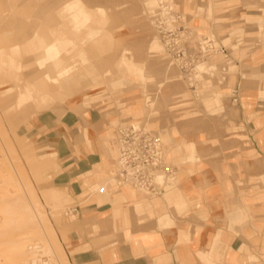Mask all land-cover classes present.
I'll return each instance as SVG.
<instances>
[{"label":"rangeland","instance_id":"1","mask_svg":"<svg viewBox=\"0 0 264 264\" xmlns=\"http://www.w3.org/2000/svg\"><path fill=\"white\" fill-rule=\"evenodd\" d=\"M252 90L264 0H0V264H108L133 210L177 206L184 169L228 153L218 127ZM132 125L172 169H153L158 194L123 178ZM255 215L234 264H264Z\"/></svg>","mask_w":264,"mask_h":264},{"label":"crops","instance_id":"2","mask_svg":"<svg viewBox=\"0 0 264 264\" xmlns=\"http://www.w3.org/2000/svg\"><path fill=\"white\" fill-rule=\"evenodd\" d=\"M53 44L52 48L57 49L61 43ZM68 72L67 69L61 74ZM262 94L252 90L239 96L237 106L218 127L224 137L212 135L228 153L210 155L206 149L201 170L192 174L190 168L184 169V185L174 197L177 206L159 200L150 203L142 215L133 210L130 225L123 221L116 247L106 257L108 264H231V260L242 258L239 252L245 243L239 239L238 231L249 228L243 225L246 217L256 213L264 229ZM243 98H255L254 106L244 107ZM198 126L194 129L199 130ZM226 128L232 132H225ZM238 179H243L244 184L238 185ZM261 240L263 253L264 235Z\"/></svg>","mask_w":264,"mask_h":264},{"label":"built area","instance_id":"3","mask_svg":"<svg viewBox=\"0 0 264 264\" xmlns=\"http://www.w3.org/2000/svg\"><path fill=\"white\" fill-rule=\"evenodd\" d=\"M121 143L122 152L120 160L125 168L123 171L125 177L123 176V178L132 180L136 185L146 187L157 193L158 191L154 182L156 174L155 170L152 172L153 169L161 164L166 172H172L171 167L163 163L159 149V139L141 129V127L132 125L131 127H124L121 130ZM140 143L147 145L148 149L143 151L139 149Z\"/></svg>","mask_w":264,"mask_h":264},{"label":"bare ground","instance_id":"4","mask_svg":"<svg viewBox=\"0 0 264 264\" xmlns=\"http://www.w3.org/2000/svg\"><path fill=\"white\" fill-rule=\"evenodd\" d=\"M134 126H136V125H134ZM136 127H141V126H136ZM141 128H144V127H141ZM173 173V172H172ZM171 175V174H170ZM158 176H159V174L158 175H155V178H154V180H157L158 179ZM166 177H167V175H166ZM140 186V185H139ZM142 187V186H141ZM143 188V187H142ZM159 190V189H158ZM158 193H159V191H158ZM158 193H156V194H158Z\"/></svg>","mask_w":264,"mask_h":264}]
</instances>
